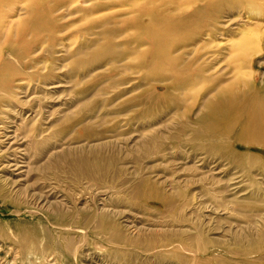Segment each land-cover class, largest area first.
I'll return each instance as SVG.
<instances>
[{
    "label": "rangeland",
    "instance_id": "rangeland-1",
    "mask_svg": "<svg viewBox=\"0 0 264 264\" xmlns=\"http://www.w3.org/2000/svg\"><path fill=\"white\" fill-rule=\"evenodd\" d=\"M20 1L8 19L17 17ZM195 1L158 0L156 18L170 27ZM80 2L58 6L55 47L40 55L39 43L34 53L36 69L56 54L50 60L59 71L38 86L46 93L47 149L21 182L30 191L45 179L68 196L62 227L46 225L57 234L64 229L59 239L69 249L50 255L39 248L40 237L23 241L24 226L45 209L6 189L0 264H253L250 253H264V142L205 115L211 83L197 85V93L179 83L197 66L204 71L195 78L212 68L211 77L220 78L229 65L225 54L254 28L252 20L264 24L263 12L251 13L250 0H204L208 40L176 45L170 54L180 57L178 64L152 68L154 50L135 29L140 8L128 9L129 0H97L93 8ZM113 20L112 33L96 32ZM220 51L218 60L202 61ZM261 76L264 50L253 63L254 80ZM206 119L217 133L203 129ZM71 191L87 199L74 203Z\"/></svg>",
    "mask_w": 264,
    "mask_h": 264
},
{
    "label": "bare ground",
    "instance_id": "bare-ground-1",
    "mask_svg": "<svg viewBox=\"0 0 264 264\" xmlns=\"http://www.w3.org/2000/svg\"><path fill=\"white\" fill-rule=\"evenodd\" d=\"M15 1L18 3V0ZM15 1L0 0V199L5 200L7 189L9 194L16 195V198L22 197L36 209H45L42 216L46 220L42 217L35 223H30L32 226H24L27 232L22 239L26 241L27 237H40L39 248L41 247L42 253L54 255L63 251L67 252L69 245L62 244L59 239L64 229H59L58 235L48 229L46 224L50 223L56 229L62 227L64 219L61 213L65 212V208L62 209L61 206L66 207V205L61 202L70 204L66 201L68 196L62 193L55 182H48L45 179H42L30 191L28 188L21 189V182L28 178L32 165L42 162L43 152L47 149L48 143V123L43 106L46 93H40L42 89L38 86L45 85L44 81L59 71V69H52L54 62L50 59H52L51 56L56 55L54 53L50 52V58L39 67L40 69H36L40 61L36 59L35 62L33 61L36 58L34 56L55 47L53 44L58 38L56 29L58 22L62 20L58 18L56 12L59 5L68 6V3L78 2L79 4L81 1L85 8H93L98 3L96 4L97 0H21L19 10L15 11L17 17L11 20V18L8 19L7 13L14 7ZM129 1L128 9L140 8L139 18L142 20L135 29L154 50L155 56L150 65L152 68L158 67L161 63L169 66L178 64L180 57L170 54L174 46L189 40L194 41V39L207 41L210 37L208 27L202 25V23H209L206 21L209 15L208 6L204 4V0L186 4L185 7L189 11L187 17L175 20L170 27L156 18V15L161 12L154 7L158 0ZM250 1L254 3L251 13L263 12L262 16H264L262 7L264 0L261 3L255 0ZM251 22L254 28H246L240 34L234 48L225 54L229 56L227 57L229 65L226 66V71L222 70L225 73L220 78L211 77L215 76L212 75L215 70H212L213 68L205 78L200 76L195 78L199 70L204 71L197 66L192 69L193 77L181 81L179 88L186 91L192 89L194 93H197L201 91L195 88L197 85L205 86L211 83L208 89H212L213 94L207 95L202 106L205 115H208L211 120L215 118L218 122L224 123L226 127L235 126L238 134L256 138L260 143L264 142V76L260 77L259 83L254 80L253 63L264 50V30L262 32L257 30L260 27L264 29V24L259 25L253 20ZM117 24L118 22L114 20L104 23L96 28V32L104 34L111 30L112 33ZM187 33L189 34L185 35ZM39 43L43 47L38 54L34 55L40 47H38ZM223 53V51L213 53L204 57L202 61L210 64L224 55ZM57 58L60 56L55 59ZM55 88H58V85L53 87ZM181 101H176L177 105L185 104ZM207 119L202 125L203 129L209 133H217ZM51 148L55 149L53 146ZM54 161L56 166L60 165V154H56ZM70 195L74 198L72 200L74 203L87 199L84 191H78V193L71 191ZM96 195L98 196L99 193ZM59 199L60 201L56 202ZM99 201L106 202L105 198ZM262 255L264 253L261 250H254L246 260L258 264L263 260Z\"/></svg>",
    "mask_w": 264,
    "mask_h": 264
}]
</instances>
